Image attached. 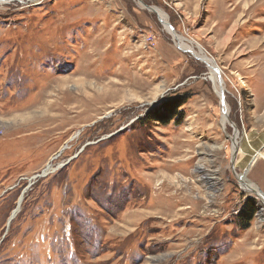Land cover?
Listing matches in <instances>:
<instances>
[{
  "label": "rangeland",
  "instance_id": "rangeland-1",
  "mask_svg": "<svg viewBox=\"0 0 264 264\" xmlns=\"http://www.w3.org/2000/svg\"><path fill=\"white\" fill-rule=\"evenodd\" d=\"M140 1L226 127L139 1L0 0V264H264V0Z\"/></svg>",
  "mask_w": 264,
  "mask_h": 264
},
{
  "label": "bare ground",
  "instance_id": "bare-ground-1",
  "mask_svg": "<svg viewBox=\"0 0 264 264\" xmlns=\"http://www.w3.org/2000/svg\"><path fill=\"white\" fill-rule=\"evenodd\" d=\"M139 4L141 7L145 8L141 3H139ZM153 9H154L153 13H155L158 16V19H159L161 25L164 27L166 32L169 33L171 35V37L174 39L177 47L178 48L180 47V49L191 53L192 56L196 57L199 61H201L202 63H204L208 67V69L210 71V76L212 78L213 85L215 87V90H216L218 96L221 92H224V87L220 83V81L218 80L217 75L213 69L214 65H216L215 62L212 59H210V57H207L198 46L194 47L192 45L193 43L192 44L190 42L186 43V41L180 35L176 34L175 31L173 32L170 29V27L168 26L169 23L167 21V17L164 15V13L160 9H157V8H153ZM216 67H217V65H216ZM221 112H222L221 113V125H222V128L224 129L227 125V122H228V118H227L228 117V107L226 105H224ZM231 140H232V153L234 152L237 154L238 151H241V150H239V149H241V143H239L236 140L235 136L232 137ZM260 160L264 161V153L261 151H257L255 156L253 157L249 167L258 163ZM51 170H52L51 166L46 165V167L43 171L44 175L49 173V171H51ZM246 172L247 171H245V173H242V174H237L236 178L238 180L239 185L241 186V188L243 190H245L249 195L252 194L258 198V200H259L258 209L259 210H258V214H257V220H258V223H262V222H264V201H261V199L264 200V194L262 193V191H260L258 189V187H256L255 184H253L252 182H250L246 178ZM205 179L208 182V184L211 187H213V185L215 184V182L212 181L213 179L209 178V177H206Z\"/></svg>",
  "mask_w": 264,
  "mask_h": 264
},
{
  "label": "trees",
  "instance_id": "trees-1",
  "mask_svg": "<svg viewBox=\"0 0 264 264\" xmlns=\"http://www.w3.org/2000/svg\"><path fill=\"white\" fill-rule=\"evenodd\" d=\"M184 100L185 98H181L178 100L177 102V107L182 105L184 103ZM170 107V110H168L167 113H164V115H160L158 117H151L154 119H156L158 122H161V123H167L169 122L173 117H176V113H175V107ZM147 117L150 118V116L148 115ZM253 213H254V207H253V204L251 202V200H247L246 202L243 203V206H242V209L240 211V219L242 220V229H247L249 227V221L251 220L252 216H253Z\"/></svg>",
  "mask_w": 264,
  "mask_h": 264
},
{
  "label": "water",
  "instance_id": "water-1",
  "mask_svg": "<svg viewBox=\"0 0 264 264\" xmlns=\"http://www.w3.org/2000/svg\"><path fill=\"white\" fill-rule=\"evenodd\" d=\"M137 1H139V3H141V4H142L147 10H149V11H151V12L154 11L153 7H150V6H147V5L143 4L140 0H137ZM158 20H159V19H158ZM168 26H169L170 29L174 32V30H173V28L171 27V25L169 24ZM177 49L180 50L181 52L188 53L189 55L192 56L191 53H189V52H187V51H185V50L180 49V47H179V48L177 47ZM192 57H193L194 59L197 60L196 57H194V56H192ZM213 69H214V71H215V73H216V75H217L218 80H219L220 83L222 84V80H221V77H220V71H219V69L216 67V65H214ZM224 98H225V96H224V92H221V93L219 94L221 110H222V108H223L224 105H225ZM232 128L234 129V135H235V133H237V130H236L233 126H232ZM259 199H260V198H259ZM261 201H264V200L261 199Z\"/></svg>",
  "mask_w": 264,
  "mask_h": 264
},
{
  "label": "crops",
  "instance_id": "crops-1",
  "mask_svg": "<svg viewBox=\"0 0 264 264\" xmlns=\"http://www.w3.org/2000/svg\"><path fill=\"white\" fill-rule=\"evenodd\" d=\"M263 193V192H262ZM264 194V193H263Z\"/></svg>",
  "mask_w": 264,
  "mask_h": 264
}]
</instances>
